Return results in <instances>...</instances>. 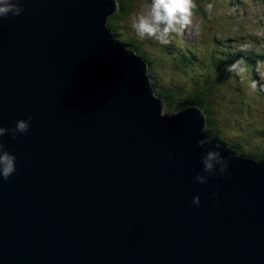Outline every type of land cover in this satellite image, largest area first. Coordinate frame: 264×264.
<instances>
[{
  "label": "water",
  "instance_id": "water-1",
  "mask_svg": "<svg viewBox=\"0 0 264 264\" xmlns=\"http://www.w3.org/2000/svg\"><path fill=\"white\" fill-rule=\"evenodd\" d=\"M22 3L0 19V126L33 119L0 137V264H264V159L207 141L200 106L162 112L108 27L118 0ZM208 150L230 175L195 183Z\"/></svg>",
  "mask_w": 264,
  "mask_h": 264
},
{
  "label": "rangeland",
  "instance_id": "rangeland-1",
  "mask_svg": "<svg viewBox=\"0 0 264 264\" xmlns=\"http://www.w3.org/2000/svg\"><path fill=\"white\" fill-rule=\"evenodd\" d=\"M142 2L143 0L131 1V5L134 6V12ZM216 2L218 6H211V4H206L203 0H191L193 5L191 25L186 26L178 35L173 34L166 45L147 38L143 40L137 38L128 26L129 19L126 24L123 23L119 27L118 33L123 38L133 37L141 45L143 44V49L151 57L158 56L160 58L162 62L154 67L158 74L157 85H178L181 88L179 91L183 99L193 89L194 76L201 75V71L207 67L208 55L204 57L203 52L205 54L220 52V48L229 46L234 49V47L239 45L262 49L260 43L264 42V0H240L238 2V10L229 6L232 5L229 0H216ZM198 3L205 9H209L212 17L211 20L207 21L204 33L205 15L195 12L194 8V5L197 6ZM234 14H239L246 26L241 28L239 39L236 41L232 39V36L236 35L237 32L239 33V29L231 28L234 24L229 23L234 22L232 19ZM251 32H253V35ZM185 53H190L191 65L188 67L190 72L176 71L177 67L174 66V63L177 61L175 58ZM238 69L240 70L228 71L229 79L221 83L220 88L218 87L219 95L216 99L218 106L216 102H214V106L212 105L213 109L217 106L220 111L222 116L220 129L224 133L219 134L212 131L209 137L214 139V137L218 136L235 150L239 149L244 153L253 152L257 155H262L264 153V93H259L255 90V84L260 82L264 85V66L260 67L255 73V78L253 80L250 79L248 82L246 80L249 73L244 68ZM260 83L258 84L261 85ZM151 91L153 95L157 96L153 89ZM235 93L236 98L231 104ZM162 112L172 114L176 113L177 110L174 108L168 109L165 104ZM236 129L239 130L236 131ZM260 129H263V131H259Z\"/></svg>",
  "mask_w": 264,
  "mask_h": 264
},
{
  "label": "trees",
  "instance_id": "trees-1",
  "mask_svg": "<svg viewBox=\"0 0 264 264\" xmlns=\"http://www.w3.org/2000/svg\"><path fill=\"white\" fill-rule=\"evenodd\" d=\"M131 1L132 0H118L119 10L108 19V27L115 33L116 40L119 41L122 45L126 46L129 51L135 52L147 62L148 74L152 79L150 81L151 88L156 92L157 96H160L164 99V102L168 109L174 108L175 110H181L188 106H200L205 111L207 117L205 139L211 143L216 142L217 144L220 142H224L222 138H219L218 136L214 137V139H210L209 137L212 131H214L213 133H224V131H221L220 129V126L222 124V116L217 107L218 101L216 100L219 95L218 87L220 88L221 83L229 79L230 75L228 73L227 67L234 63L237 65V68H244V70L249 73L248 79L246 80L247 82L250 79L253 80L255 78V73L259 70L260 67L264 66V42L260 43L262 45V49H259L257 47L239 45L238 47H234V49H231L229 46L220 48V52H210L208 54H205V52H203L204 57L205 55H208V60L206 62L207 67H205V69L202 71L201 69H199V71H201V75L194 76L195 78L193 82V89L182 99L179 91L181 88L178 85H157L156 82L158 81V74L154 67L157 64L160 65V62H162L160 58L158 56L151 57V55L143 49V44L141 45V43L137 42L133 37L123 38L118 33L119 27H121L123 23L126 24L127 20L133 14L132 12H134V6L131 5ZM203 1H205L206 4H211V6H218L216 0ZM239 1L240 0H229V3L232 4L229 6H232L233 8L238 10ZM133 2H135V0H133ZM194 8L195 12H199L200 14L205 15V23L203 29L204 33L206 31L207 21L212 19L209 12L210 10L207 8L205 9V7L201 6L199 3L197 4V6L194 5ZM238 16L239 14H234L232 18L234 22H229L234 24L231 28L239 29V33L237 32L236 35L232 36V39L235 41L239 39L241 28L246 27L243 23L244 20L240 18V16L239 21L237 20ZM251 34L253 35V32H251ZM258 46L260 45L258 44ZM189 54L190 53H185L175 58L177 61L174 63V66L177 67L175 69L176 71L190 72V69L188 68L191 65ZM258 83L255 84V90H257L259 93H264V85L261 83V85H259ZM235 98L236 93L234 98L231 100V104ZM214 102L217 103V106H215L213 109L212 105L214 106ZM237 130L239 129H236V131ZM259 131H263V129H260ZM236 151L239 155L252 157L257 160L264 159V157H262L261 155L254 154L253 152L244 153L241 150Z\"/></svg>",
  "mask_w": 264,
  "mask_h": 264
},
{
  "label": "clouds",
  "instance_id": "clouds-1",
  "mask_svg": "<svg viewBox=\"0 0 264 264\" xmlns=\"http://www.w3.org/2000/svg\"><path fill=\"white\" fill-rule=\"evenodd\" d=\"M191 0H143L139 8L130 16L129 27L136 37L145 38L168 44L173 34L181 33L186 26L192 23ZM24 12L22 0H0V19L8 16H19ZM229 72L239 71L234 63L227 67ZM32 116L19 118L11 127L0 126V137L5 135L9 139L28 132L32 122ZM202 145L203 141H198ZM172 155L171 153L169 154ZM16 156L4 142L0 141V179L7 180L16 171ZM200 170L193 176V181L198 184L207 183L210 177H227L230 175L227 159L222 158L219 153L208 150L200 157ZM219 166L218 174L213 172L215 166ZM216 192L210 194L214 199ZM199 193L193 195L191 204L199 207Z\"/></svg>",
  "mask_w": 264,
  "mask_h": 264
},
{
  "label": "bare ground",
  "instance_id": "bare-ground-1",
  "mask_svg": "<svg viewBox=\"0 0 264 264\" xmlns=\"http://www.w3.org/2000/svg\"><path fill=\"white\" fill-rule=\"evenodd\" d=\"M110 30H111V29H110ZM110 32H111V34H112V35H113V37H114V36H115V33H114L112 30H111Z\"/></svg>",
  "mask_w": 264,
  "mask_h": 264
},
{
  "label": "flooded vegetation",
  "instance_id": "flooded-vegetation-1",
  "mask_svg": "<svg viewBox=\"0 0 264 264\" xmlns=\"http://www.w3.org/2000/svg\"><path fill=\"white\" fill-rule=\"evenodd\" d=\"M262 157H264V154L263 155H261Z\"/></svg>",
  "mask_w": 264,
  "mask_h": 264
}]
</instances>
